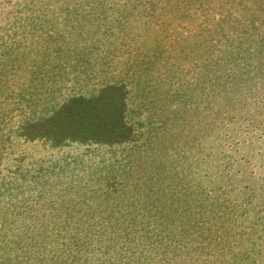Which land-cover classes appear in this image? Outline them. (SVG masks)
Wrapping results in <instances>:
<instances>
[{
    "label": "rangeland",
    "instance_id": "obj_1",
    "mask_svg": "<svg viewBox=\"0 0 264 264\" xmlns=\"http://www.w3.org/2000/svg\"><path fill=\"white\" fill-rule=\"evenodd\" d=\"M257 6L264 32V0H0V264H264V49L216 58ZM112 82L131 142L19 135Z\"/></svg>",
    "mask_w": 264,
    "mask_h": 264
},
{
    "label": "trees",
    "instance_id": "obj_2",
    "mask_svg": "<svg viewBox=\"0 0 264 264\" xmlns=\"http://www.w3.org/2000/svg\"><path fill=\"white\" fill-rule=\"evenodd\" d=\"M251 1L256 5V0ZM261 13L259 6L250 12L248 9L240 12L238 23L243 28L238 25L230 27L233 32L234 27L240 29L237 31L240 40L238 42H235V38L227 39L225 42L222 40L216 58H225V62L233 64L240 59L246 60V56L253 55L251 51L263 50L264 32L259 29L262 25ZM218 41L221 43V40ZM212 45L216 46V44ZM258 59L264 62V58ZM262 67L256 70V77L260 80H264V64ZM216 80H211V90L219 83V81L215 82ZM235 81L233 79L234 87ZM228 86L236 91L231 84ZM211 96L213 98L215 94ZM44 109L42 114L20 124L18 127L20 136L30 141L43 140L53 146L71 143L114 146L129 143L135 137V130L127 118L128 89L123 82L107 83L90 95L73 94L64 101L56 102L53 106ZM220 209L221 206L215 202L209 206V212L214 217L217 216L216 218H220L217 215L219 211H222ZM250 227L248 233H253L252 226Z\"/></svg>",
    "mask_w": 264,
    "mask_h": 264
}]
</instances>
